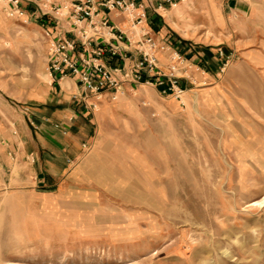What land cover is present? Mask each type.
Returning a JSON list of instances; mask_svg holds the SVG:
<instances>
[{"label":"rangeland","instance_id":"obj_1","mask_svg":"<svg viewBox=\"0 0 264 264\" xmlns=\"http://www.w3.org/2000/svg\"><path fill=\"white\" fill-rule=\"evenodd\" d=\"M216 1L236 28L230 0ZM28 4L21 15L0 0V264H264V82L197 81L181 97L125 82L106 99L114 114L97 121L103 102L90 100L89 119L72 121L88 134L65 128L53 115L71 87L51 74L48 15ZM160 11L156 35L175 50L242 35ZM79 132L73 157L59 138Z\"/></svg>","mask_w":264,"mask_h":264},{"label":"crops","instance_id":"obj_2","mask_svg":"<svg viewBox=\"0 0 264 264\" xmlns=\"http://www.w3.org/2000/svg\"><path fill=\"white\" fill-rule=\"evenodd\" d=\"M229 2L230 4L227 5V7H231L229 20L234 19L237 25L236 28H233V26L229 27L227 23L225 30L230 29L232 32L234 30L233 33L239 32L242 34L241 38H238L236 41L234 40L233 43L226 41L225 46L217 47H203L202 45L194 46L187 43L186 39H183L185 41L180 40L178 44L174 45L176 50L180 52L183 58L182 66L185 68V70L182 74L189 76L195 83L197 81L205 80H210L213 82L220 78H225L228 81H245V78L236 77L238 75L244 76L248 73L256 74L264 82V0H230ZM232 3L233 5H231ZM31 4H28L30 6H28L29 10L27 11H31L32 14L38 13L40 11L38 5L34 3ZM170 4L171 2L169 0H154L153 6L148 7L153 8V13L148 11L146 6L147 4H143V6L136 11L139 14L145 13L143 27L145 30L151 32L154 37L156 36L155 39L157 40L158 44L164 46V49L159 51V65L162 71H167L168 65L170 63L171 52L175 51V49H172L170 44L171 42H169L170 36L166 38L168 42L166 43L161 39L160 36L156 35L157 33L155 32L154 28L155 25L158 27L162 24V22L160 23L159 15H162L160 10H167ZM218 5L224 8L223 5ZM40 12L41 14L47 13V11ZM50 14L55 13H53L51 10L48 18L43 17L42 19L43 25L49 28L51 27L50 25H55L53 16ZM98 17H108L110 23L116 27V33L118 35L121 33L125 34L124 41H111L114 46L118 45L120 50L119 53L113 55L108 50L105 56L99 60V62L106 64L108 67H115L124 62L129 66L134 62L135 59L141 56L136 50L137 45L132 41V38L135 36V34L131 27L132 20L126 12L121 10L108 11L106 9H100ZM226 20H228V18H226ZM204 22L210 23L207 17H205ZM72 29L73 26L71 21L66 17H60L58 25L53 28L54 36H59L60 38H72L74 36V34L70 32ZM127 38H130L132 41L131 44L128 42ZM121 55L124 57L126 56L125 60H122ZM54 73L55 77L58 76L57 79H55V77L53 78V80H56V83L60 84V86H63V82H67L71 87V91H69V93H64V100L62 102L65 106L61 111H57L53 115V119L57 122L59 121L60 125L71 129L80 127V131H85L87 133L86 127L83 125H75L76 127H73V125L76 123L72 121L80 115L89 119V115L87 114L90 113L88 110L90 107V100H101L104 103H102V109H98V114L95 113L94 115L97 121H101L104 119V117H108L110 114L115 113L114 107L106 101V99L110 100L109 91L104 92L102 96L98 98L96 94L88 93L83 85L78 84L77 78H73L68 74L62 75L59 72ZM187 84L189 85L190 83L187 82ZM4 109H6V105L0 98V110ZM57 122L55 125H57ZM59 141L64 142L65 149H70L73 157L84 156L81 154V132L75 136L69 134L66 137H60ZM104 141H107V138H105L103 134L100 133L98 135L96 134L95 137L93 136L92 139L90 138V142L88 143L99 148V145H101ZM8 150L9 147H4V145H1L0 157H8ZM61 153L62 151L57 153V158H64L61 156ZM87 157H97V152H93L87 155Z\"/></svg>","mask_w":264,"mask_h":264},{"label":"built area","instance_id":"obj_3","mask_svg":"<svg viewBox=\"0 0 264 264\" xmlns=\"http://www.w3.org/2000/svg\"><path fill=\"white\" fill-rule=\"evenodd\" d=\"M24 1L37 4L40 11H47L43 16L51 13L44 8L51 7L55 13L50 14L55 25H50L46 30L47 36L52 39L51 74L59 72L76 77L86 91L96 94L98 98L104 92L112 91V98L116 99L125 82L136 85L155 84L163 95L181 97L188 91L187 82L194 83L189 76L182 74L185 68L178 50L171 52L167 71L160 68L159 51L164 46L158 44L154 35L143 27L145 13L136 12L143 4H147V8L152 7L154 0H9L13 13L23 15L20 5ZM169 1L173 5L174 0ZM100 9L124 11L132 20L131 27L135 34L132 41L137 45L136 50L141 56L129 66L124 62L108 67L99 62L108 50L113 55L119 53L118 45L114 46L112 40H125V34L118 35L108 17H98ZM60 17L71 21L73 29L70 32L74 34L72 38L54 36L53 28L58 25ZM138 27L142 33H138L140 37L135 41ZM127 40L131 44L130 38ZM121 58L125 60L126 56L121 55Z\"/></svg>","mask_w":264,"mask_h":264},{"label":"bare ground","instance_id":"obj_4","mask_svg":"<svg viewBox=\"0 0 264 264\" xmlns=\"http://www.w3.org/2000/svg\"><path fill=\"white\" fill-rule=\"evenodd\" d=\"M182 1L183 2L181 3H173V8L171 9V11H167L165 9H163V11L166 14L168 13V17L170 18L177 17L178 19L186 22L189 26H194L195 23L198 22V20L200 21L201 18L203 19L206 16L209 19L210 22L209 24L211 27L215 24L216 21L219 22V24L227 25V20L224 17L223 11L221 7L217 4V2L212 0H202V1L199 0V4H201L203 10H205L204 15L200 16V14L197 13L195 14L191 12L192 9L194 11L197 9L196 2L192 0H182ZM120 92L121 91H119L118 93L119 95ZM123 96L124 94L121 95V98ZM124 99L127 100L126 96ZM262 203H264V199L263 201H260L258 204L261 205Z\"/></svg>","mask_w":264,"mask_h":264}]
</instances>
